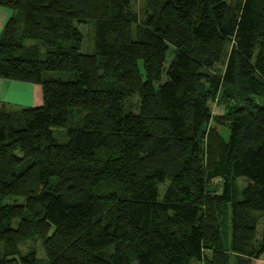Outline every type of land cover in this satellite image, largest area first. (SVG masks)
Wrapping results in <instances>:
<instances>
[{"label":"trees","instance_id":"trees-1","mask_svg":"<svg viewBox=\"0 0 264 264\" xmlns=\"http://www.w3.org/2000/svg\"><path fill=\"white\" fill-rule=\"evenodd\" d=\"M143 1L140 21L132 0H0V77L42 89L0 102V264H36L34 242L46 264L264 251V0Z\"/></svg>","mask_w":264,"mask_h":264},{"label":"crops","instance_id":"crops-1","mask_svg":"<svg viewBox=\"0 0 264 264\" xmlns=\"http://www.w3.org/2000/svg\"><path fill=\"white\" fill-rule=\"evenodd\" d=\"M12 11L0 6V32ZM0 102L19 106H39L42 104V89L37 83L21 82L0 77ZM249 264H264V251L251 258Z\"/></svg>","mask_w":264,"mask_h":264},{"label":"rangeland","instance_id":"rangeland-1","mask_svg":"<svg viewBox=\"0 0 264 264\" xmlns=\"http://www.w3.org/2000/svg\"><path fill=\"white\" fill-rule=\"evenodd\" d=\"M229 4H231L234 7H237L240 0H228ZM132 6L134 11L137 12V15L139 17V20L141 21L144 18V6L145 3L143 0H132ZM78 28L81 30L82 34H83V42H82V46L80 51L83 53H93L95 50V22L94 21H90L87 23H80L78 25ZM171 51V50H170ZM168 52L167 57L169 58V56L171 55V52ZM225 60V59H224ZM224 68L223 62H220L219 64H217L213 70V72H221ZM54 76H57V73H52ZM131 106L130 108L132 110L137 109V98L133 97L130 101ZM210 107L212 109L213 113H219L222 111L221 108H219L218 105L214 104L213 102H210ZM220 130H222L221 127H219ZM229 132L226 131L225 133V137H228ZM242 180V179H241ZM239 179V181H241ZM164 191V185H160L159 186V193L160 196L163 194ZM19 199V198H18ZM34 244H36V247L38 249V256L40 258V260L37 261L36 264H46V260L44 259V255L43 252L41 251V248L39 246V242H34ZM33 246V243L30 241H26L24 243H22L20 245V248L22 250L23 253H26V251L31 248ZM131 264H137V262H133ZM191 264H202V262L198 261V260H193L191 262Z\"/></svg>","mask_w":264,"mask_h":264}]
</instances>
